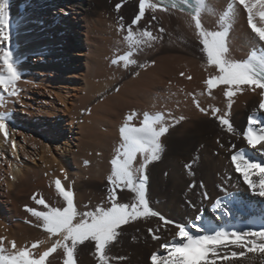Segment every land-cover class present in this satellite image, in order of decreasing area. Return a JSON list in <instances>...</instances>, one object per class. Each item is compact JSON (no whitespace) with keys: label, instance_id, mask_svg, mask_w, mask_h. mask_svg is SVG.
<instances>
[{"label":"bare ground","instance_id":"1","mask_svg":"<svg viewBox=\"0 0 264 264\" xmlns=\"http://www.w3.org/2000/svg\"><path fill=\"white\" fill-rule=\"evenodd\" d=\"M138 2L9 0L11 41L0 48L12 49L21 79L16 84L18 94L5 93L0 103V114H18L16 124L7 119V132H12L8 138L0 132V237L7 238L6 247L13 240L18 246L28 247L33 242H43L38 245L40 252L51 246L56 238H49L26 206L44 210L35 204L33 194L43 196L51 206H63L55 189L57 178L63 187L72 188L80 211L101 203L107 206L110 160L119 144V127L132 111L140 113L141 118L144 112H162L170 125L161 138L160 159L147 166V198L153 210L185 224L202 210L199 223L209 232L264 229V198L250 193L243 177L235 172L229 147L235 144L236 150L247 149L242 133L248 117L256 114L264 120V111L259 109L260 89L252 91L240 86L231 109L223 95V85L209 95L204 81L215 72L206 63L191 17L188 11L181 10L183 5L167 11L147 9L132 28L136 33L147 29L157 39L150 46L135 47V64L112 65L117 55L132 49L124 36L138 13ZM229 2L207 0L208 8L201 15L206 29L221 30L219 17ZM117 3L123 4L119 11ZM246 19V13L237 5L227 37L231 59L244 60L254 48L261 47ZM121 24L123 31L118 30ZM161 27L162 33L158 31ZM194 100L207 114L196 107ZM213 108L220 109L221 115L229 113L234 133L218 124L211 114ZM27 120H33L42 131L30 137L17 131L15 126L23 127ZM247 154L264 160L254 150ZM189 163L191 171L185 168ZM193 182L196 187H189ZM222 189L233 193L237 201L228 204L232 215L212 210L215 200L224 196ZM133 197L128 190L119 193L121 202ZM188 201L196 205L195 210ZM148 228H159L157 234L162 239L153 240ZM175 231L173 225H164L158 217L124 226L109 256L125 259H111L110 264H151V254L164 253L160 244L171 240ZM241 251L244 256H231ZM217 253L215 264H264L259 252L250 253L235 245L220 247ZM225 255L228 260L223 259ZM76 258L78 264H97L91 245L78 246ZM49 260L51 264H63L60 250Z\"/></svg>","mask_w":264,"mask_h":264},{"label":"snow or ice","instance_id":"2","mask_svg":"<svg viewBox=\"0 0 264 264\" xmlns=\"http://www.w3.org/2000/svg\"><path fill=\"white\" fill-rule=\"evenodd\" d=\"M183 5L182 11H188L195 34L201 47V52L206 58L209 68L214 69L215 74H210L204 81L208 93L211 95L213 89L223 85V95L228 99V108L232 107V98L241 92L240 86H248L252 91L260 89L259 109L264 111V0H230L227 8L219 17L220 29L210 31L205 28L201 21V15L207 10V0H139L138 13L132 19L131 25L127 27V34L124 40L130 48L140 45H151L157 39L147 29L136 33L132 25H137L144 17L147 9H160L167 11L169 7L176 8ZM242 7L246 13L247 24L251 32L258 38L261 44L259 50L253 49L250 55L244 60H234L229 57L227 37L230 31V21L234 18L236 6ZM122 3L116 4L119 11ZM259 17V21H257ZM9 0H0V45L10 44L11 34L9 30ZM156 19L155 16L152 17ZM123 20V17H120ZM259 23V26H258ZM119 31L124 30L121 24ZM159 32H164L161 27ZM134 52L127 51L111 61L116 65L123 62L127 67L135 64ZM153 63H155L153 61ZM0 103L3 95H17L16 84L21 79L14 53L10 47L0 48ZM181 76L184 73L180 74ZM189 80L192 77H188ZM118 90V89H117ZM196 107L207 114L204 108L200 107L199 101L194 100ZM211 114L218 124L226 128L227 132L234 133V127L230 121L229 113L220 114V109L213 108ZM139 123H134V120ZM184 117H180L183 120ZM178 122V121H177ZM7 117L0 114V132L8 138ZM170 125L166 122L165 114L160 112L154 115L144 112L142 114L132 111L128 113L119 127V144L115 148V154L110 160L111 170L107 176L105 203L95 206L93 209L80 211L74 199L72 188L66 189L62 186L59 178L55 180V189L63 200V206H51L43 196L33 194L32 199L36 205L42 206L44 210L27 207L26 211L39 221L41 227L49 236L55 237L51 246L46 250L38 251V245L43 242H33L30 247L18 246L13 241H8L10 247L5 246L6 237H0V264H51L49 257H52L58 250L62 253L63 264H78L76 252L78 246L91 245L94 247V256L97 264H110L111 259L123 260L124 257L111 258L110 247L118 241L122 234L123 227L130 223L151 217H158L164 225L171 224L176 229L171 240L160 244L164 253L153 252L150 256L151 264H215L217 249L235 245L238 248L246 249L247 252H259L264 256V229L261 230H235L224 229L206 230L202 221V210L190 223H177L168 220L159 212L150 207L147 198V166L160 159L163 150L161 138L169 131ZM247 149L244 147L236 150L237 146L231 144L230 159L236 173L243 177V183L247 185L250 193L264 198V160L250 158L248 151L254 150L264 157V120L256 114L250 115L247 121L246 131L242 133ZM217 143L224 147L219 140ZM15 148V142H12ZM139 158V159H138ZM88 162L85 161V164ZM185 168L191 171V163ZM67 179V177H65ZM202 186V185H201ZM195 188V182L189 185ZM124 190L134 194L129 202H121L119 193ZM224 196L217 198L212 205L213 212L219 210L224 215H232L229 203H237L234 194L222 189ZM208 199L207 193H203ZM194 210L196 205L191 201L187 202ZM88 208V205L84 206ZM204 233L201 235L193 234ZM159 228H148L153 240H161L157 233ZM245 253L232 252L231 256H244ZM228 260V256L223 257Z\"/></svg>","mask_w":264,"mask_h":264},{"label":"rangeland","instance_id":"3","mask_svg":"<svg viewBox=\"0 0 264 264\" xmlns=\"http://www.w3.org/2000/svg\"><path fill=\"white\" fill-rule=\"evenodd\" d=\"M246 18H247V16H246ZM246 22H247V19H246ZM247 27H248V24H247ZM249 28V27H248ZM134 53H136L137 51H135V50H137V48H132L131 49ZM127 51H129V50H127ZM126 51V52H127ZM126 52H124V53H122V54H120V55H123V54H125ZM119 55V56H120ZM118 57V55L116 56V58ZM116 58H114V59H116ZM112 64V63H111ZM112 65H114V64H112ZM36 96L38 97V95L36 94ZM15 105V109L16 108H18V104H14ZM20 108V107H19ZM5 114H7L6 115V117H7V119H9L10 121H9V123L11 122V123H13V124H16L17 123V117H18V114L17 113H15V111H11L10 113H5ZM17 115V116H16ZM17 120V121H16ZM27 124L25 125V126H23V127H17V126H15V128H16V130L17 131H19V132H23L24 134H26L28 137H30V136H35V135H37V134H39L42 130L40 129V128H38V127H36V125H35V123H34V121L33 120H27V121H25ZM12 132L11 131H9V134L8 135H10ZM19 140H21V139H19ZM21 144H22V142H20Z\"/></svg>","mask_w":264,"mask_h":264}]
</instances>
